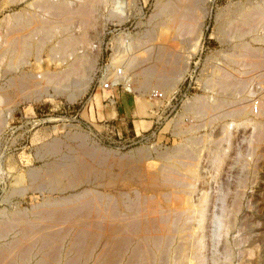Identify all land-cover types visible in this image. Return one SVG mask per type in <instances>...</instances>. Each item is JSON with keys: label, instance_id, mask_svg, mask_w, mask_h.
<instances>
[{"label": "rangeland", "instance_id": "374dc122", "mask_svg": "<svg viewBox=\"0 0 264 264\" xmlns=\"http://www.w3.org/2000/svg\"><path fill=\"white\" fill-rule=\"evenodd\" d=\"M87 1L96 3H92L94 5L90 17L92 19L84 22L82 17L76 16L78 18H74L73 32H76L75 35L78 33L77 36L82 38L78 52L81 56L86 55L84 58L87 60L86 63L90 64V71L89 69L88 71L93 74V81L88 90L75 101H70L66 93L55 94L56 90H53L52 85L48 87L47 91L44 89L42 97L34 100L19 90H17V94L13 92L14 85L11 79L17 76L16 71L25 70L37 73L44 70H56L61 66L59 59L61 54L57 50L50 51V45H55V39L48 42L49 46L37 50V52L40 51L37 56V52L34 50L27 53L28 56H23L27 61L23 60L21 65L19 64L16 66L17 68L10 71L5 66L7 59H0V91H12V97L6 103L3 102L7 99H3L6 94L0 93V119L5 117L8 122L6 124L2 122L3 125L0 123V211L6 215L9 211L11 213L18 208L17 205H20V209L24 207V210L28 209L27 212L31 213L30 207L33 206V203H42L49 196H59L58 193H49L42 189L28 190L27 193L21 195L9 191V188L14 183V175H24L30 168L41 170L48 160L58 158L59 156L55 153L46 150L48 144L54 140L61 139L62 141L63 138L65 144L68 145L72 142L69 136L75 130L88 134L91 141L104 145L106 148H112L118 155L132 152L144 145L152 148L153 158L138 164L144 169V177H147L149 172L160 168L161 163L163 165L164 161L157 157V153L169 152L175 150L174 147L181 146L189 149L187 157L183 160L193 161L195 165L197 164L196 168L199 171L198 181L195 179V190L191 194L185 195L186 201L183 206H189L187 199L193 201L196 204L194 206H197L202 199L205 200L206 210L201 217L204 224L200 230L197 228L204 240L198 238L197 241L196 237L199 234H194L195 238L192 240L189 237L176 238L174 245H186L188 239L190 240V246H194L195 250L190 254L189 264H198L200 258L196 255L197 242L200 244L202 241L204 264H264V136H258L256 127L257 121L264 122V113H257L258 110L260 111L257 100L264 94V85L259 81L260 75L264 73V65L261 69L252 68L250 70L249 68V71L244 65L228 61L229 55L232 53L230 48L236 39L234 36H228L231 43L223 40L220 30L224 18L229 17L237 6L251 1L264 4V0H200L191 16L192 19L194 18L192 24L197 26H193L194 31L193 28L192 31L186 28L187 30L180 31L181 33L164 30L162 37L159 36L157 27H154L157 26L155 22L159 23L161 19H159L160 17L154 18L152 14L155 13L159 0H92V2L91 0H73L72 3H74L73 6H77ZM36 2L39 0H0V43L5 41L4 38L15 13H19L23 8H26L23 11L37 10ZM236 29L235 25L226 27L229 35H233ZM255 31L248 35L250 41L253 46L263 48L264 52V42L255 40V34L264 35V28L258 26ZM259 33L261 34L259 35ZM257 35L256 37H258ZM36 39H38L37 36ZM140 41L144 43L142 44ZM162 47L165 49L166 57L168 55L175 60L179 57L177 60L180 62L187 59L185 62L188 63L189 71L174 90L166 91V93L162 89L161 91L153 88L151 93L143 91L142 95H139V92L132 89L141 80L139 76H135V73L141 67L154 62V55L157 50L163 49ZM144 51L148 57L150 56V61L148 60L145 65L138 64L132 67L133 69L126 70L118 62L117 57L121 55L128 57L144 53ZM52 53H57V55H52ZM95 58L96 62L94 63L92 60ZM225 58L227 59L224 60ZM23 62L24 64H22ZM115 67L125 70L124 73L122 72L123 75L120 73V76H125L121 77L123 81L118 80L114 83L116 76L113 71L116 69ZM216 70L227 71L231 75L230 77L248 78V85L244 89L247 90L243 91L244 93L241 91L239 94L242 99H245L242 101L243 103L246 102L245 104L248 105L250 103L248 113L242 116L227 113L229 110L227 108L231 109L235 103L230 106L226 104L221 109L222 115L218 111L220 119L214 118L211 112L195 114L187 108L188 103L200 95L210 101L217 96V90H214L211 85V78ZM247 70L249 72L245 73L244 71ZM6 71L9 72L6 73ZM103 80L109 85L108 87L103 85ZM244 96L246 97L244 98ZM12 99L13 101H11ZM255 106H257V111L254 110ZM6 113L9 117L6 116ZM256 113L258 115H255ZM5 119H3L4 122ZM194 136L198 138L199 143L192 144L190 139ZM64 147L66 146L64 145ZM64 151L66 152L65 148ZM158 164L160 166L157 167ZM27 182L28 180L25 179L24 183ZM7 190L10 193L8 195ZM142 193L145 195V191ZM131 194L134 195L132 192ZM131 194L130 196H132ZM158 197H160V192H158ZM171 204L176 206L173 202ZM2 217L5 216L0 215V218ZM191 218L189 217L188 223L186 222L188 229L191 225L196 226L198 221L197 215L193 214ZM62 225L60 224L59 227ZM188 229H184L186 236L193 231ZM14 232L12 235L9 234V239L13 237ZM185 234L182 235L185 236ZM61 237L59 240H62L61 243H65L63 244L65 246L69 237L66 235ZM180 240L183 241L179 243ZM61 243L58 244L61 246ZM226 248L230 250L227 258ZM172 254H176L174 257L171 256L172 264L185 263V261L182 262L177 251ZM215 255L218 257V261H213L212 257ZM62 262L60 263L62 264ZM90 263L89 260L83 261L81 264ZM185 264H188L187 260Z\"/></svg>", "mask_w": 264, "mask_h": 264}, {"label": "bare ground", "instance_id": "6f19581e", "mask_svg": "<svg viewBox=\"0 0 264 264\" xmlns=\"http://www.w3.org/2000/svg\"><path fill=\"white\" fill-rule=\"evenodd\" d=\"M72 1L39 0L35 4L37 10L23 11V9L26 10V8H23L21 9L23 12L15 13L4 38L5 41L0 43V59H7L5 66L9 71L17 68L16 66L25 60L23 56L27 55V53L32 50L37 52L44 46H49L48 42L52 39H55L56 42L55 45H50V51L55 52L57 50L61 54L59 58L61 66L56 70L43 69L45 72L31 73V71L27 72L25 70L20 72L18 69L19 71H16L17 76L11 79V81L13 80V92L15 94L19 90L34 100L42 97L44 89L47 91L48 87L52 85L54 88L52 89L56 90L55 94L66 93L70 101H75L90 87L93 81V74L89 72L90 64L89 62L86 63L87 60L84 58L86 55L81 56L80 52H78L82 38L77 36L78 33L75 35L76 32H73V21L76 16L82 17L84 22L88 19L90 21L94 7L92 3L95 2L91 0L92 3L87 1L86 3L82 2L83 4L80 3V5L73 6L74 3ZM199 1L159 0L156 4L155 13H152L154 18L157 17L158 19L160 17L159 19H161L159 23L155 22L157 26H154L159 30V36L162 37L164 35V30L178 33L187 29L192 31L191 29L193 28L194 31V27L197 26L192 24V22L194 23V18L192 19L191 16L195 7L199 5ZM221 25L222 36H220L223 40L229 42L228 36H234L236 39V42L232 43L230 48L232 53L229 55L228 61L244 65L248 70L249 68L250 70L252 68L261 69L264 65L263 48L253 46L248 35L252 32L255 33L258 26L264 28V4L252 1L241 4L233 10L229 17L224 18ZM228 25L236 26L237 29L233 35H229L230 33L228 34V30H226ZM256 35V41L264 42V35H257L258 37ZM36 36L38 39H36ZM141 43L143 44L144 42ZM163 49L157 50V53L153 54L154 62L147 65L145 63L150 59V56L148 57L146 53L148 49L144 53H136L137 55L134 54L128 57L125 55L117 57L119 54L116 53L118 62L126 70L133 69L132 67L138 64L145 65L135 73V76H139L141 80L137 82V86L133 85L134 88L132 89L139 92V95H142L143 91L151 93L153 88L162 89L165 92L174 90L188 73L189 66L185 62L187 59L180 62L177 60L179 59L178 56L176 60L171 58V56L168 57V55L166 57L165 49ZM186 52L188 53V51ZM38 53L40 51L36 53V56ZM227 53L229 52L227 51ZM52 55H57V53H52ZM38 61L40 60L38 59ZM92 61L95 63L96 58ZM121 69H114L113 74L116 76L114 83L118 82V80L123 81L122 78L125 76H120V73H124L125 70ZM248 70L244 72L248 73L250 71ZM9 71H6V73ZM230 76L227 71L216 70L214 76H211V85L214 90H217V96L210 101L200 97V95L195 99L193 98L192 102L189 101L191 103H188L187 108L195 114L211 112L214 118H219L218 111L221 113V109L226 104L230 106L235 103L231 109L230 107L227 108L229 109L227 113L237 116L248 113L250 103L249 105L245 104L246 102L243 103L242 101L245 99H242L241 95L239 96L241 91L247 90L244 89L248 85V78ZM259 79L264 85V73L260 75ZM11 81L8 82L10 83ZM8 82L5 83L8 84ZM102 83L104 86L106 85L105 80ZM130 83L132 84V82ZM7 92L8 90L5 92L0 91V93L6 94L4 95L6 97L2 96L3 99L7 98L3 101L5 103L12 97V91ZM257 101L260 106V111L258 110L257 113L263 114L264 94ZM15 104L17 103L15 102ZM257 106L254 107L256 111ZM251 111L254 113L252 109ZM7 113L6 116L9 117ZM257 113L255 115H258ZM3 119H0L1 124L2 122L4 124L8 123L7 118L5 122ZM256 124L258 136H264V122L257 121ZM89 137L88 134L76 132L75 130L69 136V139L74 143L69 141L71 143L66 145L63 138L62 141L60 139L50 142L46 150L55 153L59 156L58 158L46 161L47 163H44L45 167L43 166L44 168L41 170L30 168L24 175H14V183L9 188L11 192L24 195L28 190L36 191V189H42L49 193H58L59 196H49L42 203H33V206L30 207L31 213L27 212L28 209L27 211L24 210V207L20 209V205H17L16 207L18 208L15 210H11V213L7 211L8 214L6 215L0 211V215L5 216L0 218V264H53L54 262L61 264L60 262L62 261V264H81L83 261L89 260L91 261L90 264H172V252L175 254L176 251L178 255L180 254L182 262L184 263L185 261L186 263L187 260L189 264L190 254L194 253L195 250L194 246H190L189 239L195 238L194 234L201 236L197 228L200 230L203 227L204 222L201 217L206 210L205 200L203 201V199L197 206H194L196 204L193 201L187 199L189 206H183L186 201L185 195L191 194L195 190V179L196 181L199 179L197 164L195 165L193 161L186 162V160H183L187 157L189 149L178 146L179 148L174 147L175 150L157 153V157L164 161L163 165L161 163V167L156 169L160 166L158 164L156 168L154 167L156 170L149 172L146 175L147 177H144V169L139 166V163H144V161L153 158L152 148L144 145V147L136 148L132 152L118 155L112 148H106L104 145L91 141ZM190 141L192 144L199 143L198 138L195 136ZM43 147L45 148L46 146ZM192 154L191 157H193ZM43 157L45 158V156ZM25 179L28 180L26 184L24 183ZM142 191H145V195H143ZM158 192H160V197H158ZM8 194L10 193L7 190ZM171 202L176 206L172 205ZM191 213L192 215H197L198 221L196 226L191 225L193 227H189L193 231L186 236L184 229H188L186 222L189 217L192 219ZM60 224H65L66 226L62 225L59 227ZM11 231L14 234L9 239V234L12 235L13 233ZM182 234H185V236ZM65 235L69 239H67L66 245L63 246L65 243H61L62 240L59 239ZM199 236L196 237L197 241L198 238L199 240L203 239L202 236ZM179 237H183V239L189 237L188 241L186 240V245H174L176 238ZM182 241L180 240L179 243ZM202 242L200 244L197 242L198 247L195 246L197 247L196 255L200 258L199 261L201 260L200 262L198 261V264H204V261H202ZM58 243L62 245L60 246ZM225 253L227 258L230 253L229 248L225 249ZM212 258L214 259L213 261H218L216 255ZM174 261H176L175 258Z\"/></svg>", "mask_w": 264, "mask_h": 264}, {"label": "built area", "instance_id": "2783aa9c", "mask_svg": "<svg viewBox=\"0 0 264 264\" xmlns=\"http://www.w3.org/2000/svg\"><path fill=\"white\" fill-rule=\"evenodd\" d=\"M107 85V84H106ZM108 86V85H107Z\"/></svg>", "mask_w": 264, "mask_h": 264}]
</instances>
